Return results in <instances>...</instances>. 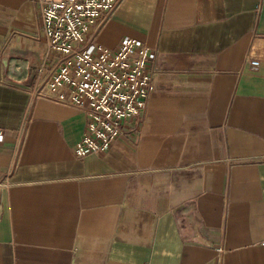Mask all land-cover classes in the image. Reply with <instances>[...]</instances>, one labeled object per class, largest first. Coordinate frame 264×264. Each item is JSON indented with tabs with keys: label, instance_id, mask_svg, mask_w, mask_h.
I'll use <instances>...</instances> for the list:
<instances>
[{
	"label": "crops",
	"instance_id": "crops-1",
	"mask_svg": "<svg viewBox=\"0 0 264 264\" xmlns=\"http://www.w3.org/2000/svg\"><path fill=\"white\" fill-rule=\"evenodd\" d=\"M124 36L155 88L80 156L85 112L31 97L37 0H0V264H264V0H120L92 42Z\"/></svg>",
	"mask_w": 264,
	"mask_h": 264
},
{
	"label": "built area",
	"instance_id": "built-area-1",
	"mask_svg": "<svg viewBox=\"0 0 264 264\" xmlns=\"http://www.w3.org/2000/svg\"><path fill=\"white\" fill-rule=\"evenodd\" d=\"M119 1L37 0L47 48L31 97L85 112L86 127L75 146L80 156L107 153L124 134L126 121L144 111L155 88V51L144 41L124 36L115 49L92 42Z\"/></svg>",
	"mask_w": 264,
	"mask_h": 264
}]
</instances>
